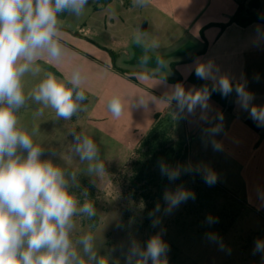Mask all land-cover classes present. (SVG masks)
<instances>
[{
  "label": "clouds",
  "instance_id": "1",
  "mask_svg": "<svg viewBox=\"0 0 264 264\" xmlns=\"http://www.w3.org/2000/svg\"><path fill=\"white\" fill-rule=\"evenodd\" d=\"M89 4V0H0V264H108L97 251V238L91 231L77 235L78 218L91 220L97 210L89 198L87 188L77 194L79 177L86 174L102 179L107 173L100 146L94 138L81 130L69 129L72 143L67 154L62 155L64 166L53 159H42L45 149L34 140L35 130L30 131L18 118L19 111L29 103L38 105L36 116H43L45 109L54 111L56 119L71 121L74 116L86 110L88 99L84 90V74L81 67L73 68L69 75L58 79L53 72H45L44 77L30 90L25 91L26 75L36 76L41 72L38 61L60 62L66 49L61 41V14L67 12L79 19ZM149 0H132V6L144 8ZM113 15L115 10L113 9ZM144 55L140 59L141 69L148 63L150 53L161 48L158 35L142 31L139 27L133 35ZM160 66L165 64L159 58ZM195 75L198 79L211 81L201 88L186 90L182 83L168 86V91L159 101L171 106L175 102L174 116L187 118L195 116L200 108L199 119L210 123L207 115L211 92H219L228 97L235 91L238 106L249 113L257 126H264V105L253 104V93L244 85L233 86L227 75L220 74V68L211 60H197ZM141 78L155 77L166 84L159 67L149 73H135ZM258 79V77H257ZM149 100V99H148ZM154 100V99H153ZM147 102V101H146ZM143 96L139 103L146 104ZM107 109L115 118L124 111V100L113 95L107 101ZM221 121L222 115L218 117ZM212 138L222 131V124L204 130ZM216 151L222 145L210 139ZM55 155V154H53ZM160 174L169 181L177 180L182 174L201 173L209 186L217 182L216 173L209 167L190 161L186 164L157 162ZM189 199L195 193L178 186L174 191L166 189L163 200L165 214ZM161 206L156 205L149 213L152 226L160 223L156 213ZM206 222H218L209 216ZM215 240V234H208ZM168 244L162 234L151 236L146 246L132 240L128 247L125 264H168ZM254 253H264V240L257 239Z\"/></svg>",
  "mask_w": 264,
  "mask_h": 264
},
{
  "label": "crops",
  "instance_id": "2",
  "mask_svg": "<svg viewBox=\"0 0 264 264\" xmlns=\"http://www.w3.org/2000/svg\"><path fill=\"white\" fill-rule=\"evenodd\" d=\"M251 1L258 4L251 11L264 14V0H149L144 8L133 7L132 0H108L106 3L89 0L82 15L84 18L81 16L84 22L77 25L79 33L70 34V26L62 25L65 33L61 34V41L66 54L60 62L50 65L58 79L69 75L76 66L82 68L85 94L95 101L88 111L79 113L78 119L84 118L86 113L92 114L104 103L107 105L110 98L101 100L102 95H119L124 100V111H139L133 116L143 113L146 129L135 143L147 136L157 115L163 117L175 112V102L169 107L159 102L164 97L162 92L176 84L168 79L179 75L186 90L197 88L188 82L197 60L213 61L221 75H227L233 84L244 85L254 94L253 104L264 105V25L254 23L240 27L232 24L224 30L220 27L230 21L239 4L247 5ZM138 27L158 35L161 41V48L149 54L150 59L143 69L140 59L144 51L133 40ZM88 54L97 59H88L85 57ZM159 58L164 59L163 66L159 65ZM99 60L103 63L97 62ZM108 61L117 62L118 67L103 65ZM158 67L166 84L155 77L134 75L141 71L149 73ZM132 95L133 99L127 97ZM140 96L146 104L139 103ZM236 100L237 97L232 110L227 111L210 98L207 115L211 122L200 120L201 110L197 108L195 116L182 118L184 131L186 137L198 142L193 152L196 155H191L196 163L215 172L219 157L232 162L241 182L239 191L245 195L247 205L261 211L264 209V126H257ZM105 109L106 106L101 110ZM100 114L103 118L104 113ZM220 115L222 121L218 118ZM216 124H222V131L210 138L204 130ZM213 138L222 145V150L213 149L210 143ZM209 154H214L218 160H211Z\"/></svg>",
  "mask_w": 264,
  "mask_h": 264
},
{
  "label": "rangeland",
  "instance_id": "3",
  "mask_svg": "<svg viewBox=\"0 0 264 264\" xmlns=\"http://www.w3.org/2000/svg\"><path fill=\"white\" fill-rule=\"evenodd\" d=\"M82 18L77 19L68 14L66 19H61L62 25L70 26V34L79 33L77 25L84 22ZM85 57L92 61L97 59L93 54ZM38 63L41 72L36 76H25V91L37 84L45 72L56 75L46 58ZM103 65L118 67V63L112 61ZM167 91L168 89L162 93L165 95ZM107 97L111 98L102 95L99 99ZM127 97L134 98L133 95ZM94 101L95 98H92V104ZM105 106L107 107L104 103L99 109ZM38 107L29 103L19 111L18 118L30 131L35 130V142L45 149L42 159L51 158L54 163L64 166L65 162L61 157L67 154L72 143V136L69 134L71 128H75L77 132L85 131L100 146L107 174L102 179H96L95 183L86 174H81L80 188L73 191L79 194L81 189L87 188L89 198L97 210L96 217L91 220L78 218L77 235L86 231L93 232L97 238L98 254L104 256L108 264H125L132 240L144 247L148 239L157 233L162 234V239L169 246L166 254L168 264H264V253L253 251L255 241L264 240V209L256 211L247 205L245 195L239 191L241 182L232 162L220 157L218 160L214 154H209L211 160H218V170L215 171V184L219 190L217 196L204 200L202 206L196 198L189 199L173 209L171 214H165L163 193L166 189L174 191L175 186L165 184L162 193L156 197L159 191L153 184L146 189L150 190L149 197L146 198L144 194L147 192L137 190L130 181L133 175L132 161L137 158L135 152L146 138L145 136L135 143L146 129L147 121L143 113H139L141 116H133L139 111H123L119 118H115L108 109H97L92 114L86 113L84 118L78 119L80 114L74 116L73 122L56 119L51 109H45L43 116H36ZM100 113H104L103 118H100ZM168 119H171L170 127L165 126ZM162 121L163 127L169 128L172 145L175 147L179 141H183L187 154L186 163L190 161L196 165L197 161L192 156L196 155L193 152L198 142L186 137L183 119L167 113L161 117ZM176 164L178 162L172 163L173 166ZM157 204L161 206V211L156 213L160 223L153 227V218L149 217V213ZM209 216L218 222L207 223L206 218ZM210 233L215 234V240L208 238Z\"/></svg>",
  "mask_w": 264,
  "mask_h": 264
},
{
  "label": "trees",
  "instance_id": "4",
  "mask_svg": "<svg viewBox=\"0 0 264 264\" xmlns=\"http://www.w3.org/2000/svg\"><path fill=\"white\" fill-rule=\"evenodd\" d=\"M106 3L108 0H101ZM258 4L255 1L249 2V4H239L236 13L231 17L227 24L221 25V29L224 30L226 27L236 24L240 27H248L254 23H260L264 25V14L259 15L251 11V9L257 7ZM67 12L61 14V19L66 16ZM168 81L174 83H180L182 78L178 75L174 79H168ZM188 82L197 88H201L205 85L211 89L212 82L198 79L195 75V71L188 78ZM237 84H233L235 86ZM88 97V96H87ZM235 91L232 92L228 97H222L219 92H211L210 98L216 101L219 105L223 107L224 110L231 111L232 104L236 98ZM86 110L91 108L92 98L88 97L85 101ZM171 119L166 120V125L170 124ZM163 121L161 122V115L155 117V124L152 129L147 134L146 138L143 140L142 145L135 152L137 158L133 159L132 172L133 175L130 178L132 186L137 187V190L147 192L144 196L149 197L150 190L148 187L154 186L158 189V194H161V190L165 184H169L171 187L183 186L184 188L195 193L196 200L201 203L205 202L208 198H214L219 192L218 186L216 184L209 186L204 182L201 173L193 172L190 174H182L177 180L169 181L167 177L160 174L157 162L160 159L165 160L168 164L172 165L173 162H178L179 164H186L187 154L183 147V141H179L177 146L172 145L169 128L163 127ZM170 127V125H169ZM255 128V125L253 124ZM256 129V128H255ZM144 192V193H145ZM202 206V205H201Z\"/></svg>",
  "mask_w": 264,
  "mask_h": 264
}]
</instances>
